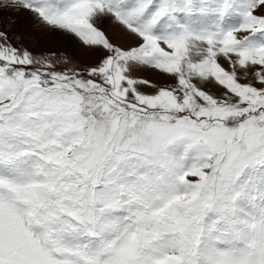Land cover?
<instances>
[{"label": "snow or ice", "instance_id": "snow-or-ice-1", "mask_svg": "<svg viewBox=\"0 0 264 264\" xmlns=\"http://www.w3.org/2000/svg\"><path fill=\"white\" fill-rule=\"evenodd\" d=\"M5 9L97 60L0 30V264H264V0Z\"/></svg>", "mask_w": 264, "mask_h": 264}, {"label": "rangeland", "instance_id": "rangeland-1", "mask_svg": "<svg viewBox=\"0 0 264 264\" xmlns=\"http://www.w3.org/2000/svg\"><path fill=\"white\" fill-rule=\"evenodd\" d=\"M9 11L13 14L10 15ZM101 27L115 38L107 24H101ZM0 30L6 31L15 44L28 48L36 55L54 54L56 57L66 58L68 67L92 65L97 60L94 51L62 32L45 30L27 11L5 9L0 12ZM143 75L156 79L151 73Z\"/></svg>", "mask_w": 264, "mask_h": 264}, {"label": "bare ground", "instance_id": "bare-ground-1", "mask_svg": "<svg viewBox=\"0 0 264 264\" xmlns=\"http://www.w3.org/2000/svg\"><path fill=\"white\" fill-rule=\"evenodd\" d=\"M26 15V14H25ZM23 17V16H22ZM25 17V16H24Z\"/></svg>", "mask_w": 264, "mask_h": 264}]
</instances>
